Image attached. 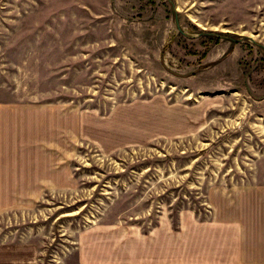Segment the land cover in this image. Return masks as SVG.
Listing matches in <instances>:
<instances>
[{
	"label": "rangeland",
	"instance_id": "rangeland-1",
	"mask_svg": "<svg viewBox=\"0 0 264 264\" xmlns=\"http://www.w3.org/2000/svg\"><path fill=\"white\" fill-rule=\"evenodd\" d=\"M0 101L53 126L55 156L30 158L60 167L0 185V264L73 259L92 225L230 213L264 190V0H0Z\"/></svg>",
	"mask_w": 264,
	"mask_h": 264
},
{
	"label": "crops",
	"instance_id": "crops-1",
	"mask_svg": "<svg viewBox=\"0 0 264 264\" xmlns=\"http://www.w3.org/2000/svg\"><path fill=\"white\" fill-rule=\"evenodd\" d=\"M4 105L0 101V139L8 134L17 145L18 137L21 140L14 150L15 165L0 166V185L13 187L15 195L22 196V187L35 186L40 180L54 184L60 168L56 162L33 161L30 156L47 153L55 129L40 131L26 122L19 126L23 118L8 113ZM51 131L54 135L49 140ZM47 154L55 156V151ZM216 211L210 209L209 220L204 221L193 210L183 211L175 222L165 212L143 232L136 226L92 225L80 232L76 257L60 264H264V190L246 186L238 208L230 213Z\"/></svg>",
	"mask_w": 264,
	"mask_h": 264
}]
</instances>
